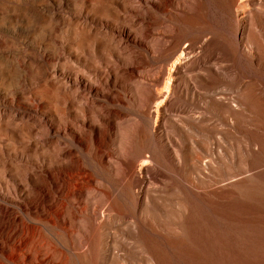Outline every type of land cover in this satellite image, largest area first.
<instances>
[{
	"label": "bare ground",
	"instance_id": "1",
	"mask_svg": "<svg viewBox=\"0 0 264 264\" xmlns=\"http://www.w3.org/2000/svg\"><path fill=\"white\" fill-rule=\"evenodd\" d=\"M50 1L56 4L22 5L70 31L58 35L53 27L35 42V52L22 55L11 53L18 51L14 41L0 37L1 54L28 62L29 75H45L30 92L39 108L49 107L47 132L37 131L40 118L0 108V157L28 146L47 157L41 167L37 160H0V264H98L100 255L99 264H119L111 257L117 232L132 240L119 256L122 264L145 258L137 238L154 247L155 263L182 257L185 264L188 258L210 264L228 246L242 255L235 246L240 215L228 204L239 195L236 184L264 172L259 163L237 165L264 160V0H67L77 3L71 11L63 0ZM130 30L134 39L124 40L122 31L130 36ZM58 58L62 63L52 67ZM118 88L129 89V100ZM192 109L202 115L192 118ZM172 111L181 112L180 124L167 114ZM153 117L158 129L150 126ZM221 123L227 128H218ZM120 124L136 127L151 145L129 156L116 138ZM214 132L225 143L213 139L219 150L202 138ZM234 169L254 172L217 185ZM149 180L169 197L149 190ZM17 191L28 203L7 195ZM179 192L186 205L175 209L170 197Z\"/></svg>",
	"mask_w": 264,
	"mask_h": 264
},
{
	"label": "rangeland",
	"instance_id": "2",
	"mask_svg": "<svg viewBox=\"0 0 264 264\" xmlns=\"http://www.w3.org/2000/svg\"><path fill=\"white\" fill-rule=\"evenodd\" d=\"M40 1H45L44 4H56L51 2L50 0H32L31 3H25V1H21L20 3L18 0H0V23H3L2 26H0V31L4 32L7 31V33H1L0 37L8 38L12 41H14V45L18 48L17 52H11L15 55H22L24 51L27 52H35L37 49L35 48V42L41 38V34L45 33L46 31L50 30L51 28L55 27L54 32L58 35H63L66 31H70L72 27L67 25L65 22L56 24L54 21H52L48 15H42V17H37L33 14V12H29L27 10L28 6H23L22 4H32ZM53 1V0H52ZM65 4H70V7L67 6V9L71 11V8L73 6H77L76 4H73L71 2H67V0H63ZM55 2V0H54ZM15 4V5H12ZM44 7H37L36 9L40 10ZM105 23V20H103ZM126 25L125 22H115V25ZM5 27H9L6 29ZM18 28V30H13ZM125 28L124 30H126ZM122 31L124 40L128 39L130 40V37L134 39V34L130 30L128 33L130 36L126 35V32ZM23 39V42L21 41ZM1 49V45H0ZM197 51V50H196ZM194 53H191L192 55ZM43 53L39 55V57L42 59ZM28 58V57H27ZM28 60H30L28 58ZM32 61H35L32 59ZM29 61L31 65H33L34 62ZM55 65H51L52 67L60 66L62 63V60L60 58L53 61ZM28 65V62L23 61H14L11 57H8L6 55H3L0 53V108H6L8 110H14L16 112L20 113H29L30 117H38L41 119V128H38L37 131L45 130L46 132L49 130V107L47 105H43V107L39 108L37 104V100L33 98L30 88L32 83H38L40 79L45 76L42 73H32L27 74L23 67H26ZM50 71V70H49ZM229 73H224V77L227 76ZM60 78V76H57ZM110 80V76L108 77ZM105 87H108L111 90H114L115 87L105 84L103 85ZM210 87L215 91H220L223 88L222 84H212ZM145 86L142 85L138 90V95L140 94V98L144 96L145 94ZM117 89V88H116ZM13 90H19L18 95H10ZM120 93L124 96L126 100H129L130 94L129 89H122L118 88ZM91 92V91H90ZM98 98H100V93L96 95ZM216 97L219 100H222L224 102L227 101V98L222 93H217ZM133 102V100H132ZM234 105L233 103H231ZM123 107V106H122ZM150 110H153L152 105L150 106ZM201 109H192L191 117H200L202 113L200 112ZM167 114H171L172 120L176 124H180L178 120V116L181 115V112L178 111H172L167 112ZM177 116V118H176ZM29 117V118H30ZM33 120V119H32ZM159 121L156 118H152V122H150V126L153 129H158ZM115 128V127H114ZM218 128H227L226 124L221 123L218 125ZM62 131V130H61ZM192 131V130H191ZM43 133V132H42ZM198 135V134H197ZM43 137L44 134L42 135ZM40 136V137H42ZM4 139V136H1ZM42 137V138H43ZM115 138V135L113 136V139ZM117 141L121 142V148H125L128 151L129 156L135 157L137 154H139L144 147H148L151 145V142L148 137H141L139 138V134L137 132L136 127H134L131 124H120L118 132L116 134ZM202 138L205 139V143L207 147L209 148H216L219 150V147L217 146L216 142L214 141L217 139L221 143L225 144L220 135L216 132L212 133V136H202ZM215 138V139H214ZM214 139V140H213ZM4 142H8L6 139ZM42 143V141L38 142ZM204 143V142H203ZM112 144V142H110ZM3 143L0 142V146H2ZM27 150L20 151L19 149L15 153V157H9L4 158L0 157V160H37L38 166H42L43 162L41 160H46L47 157L44 154L37 155L36 153H33L29 151L32 146H28ZM260 155L264 157V153L261 152ZM206 158V157H205ZM206 161V160H201ZM254 162L261 164L258 168H264V160H240L237 162L238 166L246 167L248 162ZM144 165H148L149 163L147 161H143ZM198 164V162H196ZM216 166L215 163H212ZM231 165V164H230ZM236 165V166H237ZM234 167V165L232 164ZM235 166V167H236ZM34 167V165H32ZM234 167V168H235ZM35 168V167H34ZM42 169V168H40ZM197 172V174L200 177H203V174L200 173L198 169L194 170ZM194 171L191 170V174H194ZM215 171V169H214ZM234 175L230 176H221L220 182L217 183V185L222 184L227 181H231L239 176L249 174L251 172H254V169L251 171H246L242 174H238L239 172L237 170H233ZM46 174L47 172L44 171ZM207 176L212 178H217L216 175L213 173L206 171ZM224 175V174H222ZM20 180V185H29V182L27 181V178L25 176V172H20V175L17 176ZM147 188L149 190H152L156 195L160 197H169L166 193L162 192L161 186L158 185L157 182H153V180H149L146 184ZM235 189L239 190V195L237 199L232 200L228 205L230 208L235 209V212L240 215V218L238 221H235V223L241 224L242 227L239 228V231L237 232L235 236V246L238 250L243 252L242 255H235L232 252L231 246H228L225 250V254L221 257H213L210 261V264H264V172L261 175L253 176L250 181L239 183L234 186ZM19 190V189H18ZM25 186L23 187L22 191L24 192ZM1 192L5 193L4 190L0 189ZM20 191V193L22 192ZM24 194H27L24 192ZM9 195L14 201H17V204L28 203V198H22L18 191L15 193H9ZM171 200L173 202L174 208H183L186 204L184 202V194L179 192L174 195H172ZM162 203H165L166 201L162 200ZM29 207V205L27 204ZM215 206V205H214ZM213 206V207H214ZM245 212V214L243 213ZM101 213V212H100ZM183 219L184 217L181 216L178 221L179 224L183 227ZM121 227L126 228L128 230L129 228L126 227V224H121ZM113 231V229H111ZM109 231L104 230V236H108ZM137 242L134 243L136 250H138L141 254L145 256L144 259H139L138 263L140 264H162V263H155V260L151 254L152 251H154V247L151 245V243L146 242L145 240H142L140 238L136 239ZM119 241L123 242V245H119ZM110 243V241H109ZM229 243V239H227V245ZM112 245L115 249H112L111 254L114 256H111L113 259L117 260L119 264L123 263L122 258L119 256H123L127 254V252L124 250L125 247L129 248L132 247V240L130 238H127L120 234L119 232L116 233L115 241L112 242ZM162 247L159 245L156 246V250H160ZM255 252L257 253L254 257H250L247 255L248 252ZM140 256V255H139ZM141 257V256H140ZM102 261V256H97V262ZM190 259H187V264H190ZM167 264V263H163ZM168 264H185V261L182 257H171L169 259Z\"/></svg>",
	"mask_w": 264,
	"mask_h": 264
}]
</instances>
